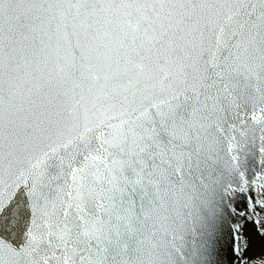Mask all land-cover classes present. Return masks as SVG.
Wrapping results in <instances>:
<instances>
[{"label":"snow or ice","instance_id":"1","mask_svg":"<svg viewBox=\"0 0 264 264\" xmlns=\"http://www.w3.org/2000/svg\"><path fill=\"white\" fill-rule=\"evenodd\" d=\"M257 231L264 0H0V264H264Z\"/></svg>","mask_w":264,"mask_h":264},{"label":"water","instance_id":"2","mask_svg":"<svg viewBox=\"0 0 264 264\" xmlns=\"http://www.w3.org/2000/svg\"><path fill=\"white\" fill-rule=\"evenodd\" d=\"M251 224V222H249V225ZM261 239H264V236H262L258 231H257V238H256V242L257 245H259Z\"/></svg>","mask_w":264,"mask_h":264}]
</instances>
